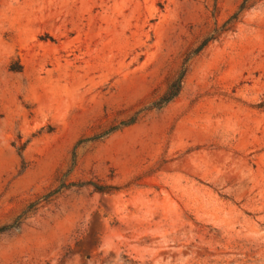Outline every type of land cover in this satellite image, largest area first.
<instances>
[{
	"label": "rangeland",
	"instance_id": "rangeland-1",
	"mask_svg": "<svg viewBox=\"0 0 264 264\" xmlns=\"http://www.w3.org/2000/svg\"><path fill=\"white\" fill-rule=\"evenodd\" d=\"M244 1L0 0V264H264Z\"/></svg>",
	"mask_w": 264,
	"mask_h": 264
},
{
	"label": "trees",
	"instance_id": "trees-1",
	"mask_svg": "<svg viewBox=\"0 0 264 264\" xmlns=\"http://www.w3.org/2000/svg\"><path fill=\"white\" fill-rule=\"evenodd\" d=\"M250 8V6L246 5V0L242 3V5L240 6L239 10L237 13H235V15L233 16V18L236 20L238 18V16L245 11L246 9ZM182 78L183 75H181L172 85V87H170V89H168L163 101V104H167L169 103L173 98H175L181 88V83H182ZM82 186L84 185H93L94 189L98 190V191H102L101 187H97L94 184H90V183H83L81 184Z\"/></svg>",
	"mask_w": 264,
	"mask_h": 264
}]
</instances>
